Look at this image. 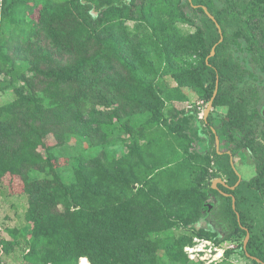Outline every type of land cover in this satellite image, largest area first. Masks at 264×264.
Returning a JSON list of instances; mask_svg holds the SVG:
<instances>
[{"label": "trees", "instance_id": "trees-1", "mask_svg": "<svg viewBox=\"0 0 264 264\" xmlns=\"http://www.w3.org/2000/svg\"><path fill=\"white\" fill-rule=\"evenodd\" d=\"M218 1L181 0L185 10L206 17L199 28L201 45L197 49L203 65L186 71L184 83L201 89L211 100L219 78L214 106L230 103L231 122L249 135L252 125L247 120L258 112L257 92L239 86L245 73L229 58L227 49L245 39L264 70V0ZM41 4L36 19L22 17V12L34 11ZM145 7L146 0H34L33 5L29 0H4L3 19L15 27L12 36L0 39V55L5 61L21 58L27 64L29 92H20L0 125V184L6 176L28 196L26 220L32 235L30 251L24 256L28 264H158L161 254L168 252L175 260L187 262L184 248L192 239L151 238L169 229L175 218L184 219L196 236L215 242L242 238L236 248L227 250L228 255L245 251L264 263V149L259 150L252 139L244 144L254 154L257 171L250 180L230 189L233 196H222V218L227 224L222 238L202 215L210 208L212 196L196 187L179 190L154 185L149 169L141 163L107 155L90 160L79 157L73 166V183L59 172L61 165L52 149L65 129L82 132L83 127H90L110 141L117 130L130 131L128 124L139 108L148 109L149 101H158L152 84L146 82V75L154 71L146 52L131 48L137 67L128 60L129 48L123 43L125 39L132 46L133 40L141 41L140 35L126 33L117 19L125 10L146 18ZM230 28L234 32L229 37ZM215 45L216 53L211 55ZM142 47H151V43ZM115 75H121L120 81H111ZM83 91L96 101L92 106L77 104ZM107 98L116 99L114 107L96 109ZM66 113L70 117L76 113V123H68ZM196 117L192 111L184 114L178 110L165 119L186 134L187 150L193 157L201 145ZM124 118L127 125L115 124ZM38 171L47 175L31 179ZM230 171L235 175L231 166ZM136 183L140 184L137 188ZM236 183L237 176L230 184ZM211 191L219 194L218 189ZM21 231L15 227L13 239H4L9 253ZM248 231L251 236L245 250ZM83 256L90 261L86 257L80 260Z\"/></svg>", "mask_w": 264, "mask_h": 264}, {"label": "rangeland", "instance_id": "rangeland-1", "mask_svg": "<svg viewBox=\"0 0 264 264\" xmlns=\"http://www.w3.org/2000/svg\"><path fill=\"white\" fill-rule=\"evenodd\" d=\"M247 1V0H246ZM4 0H0V39L5 41L14 34L15 23H8L3 19ZM33 5L34 0H29ZM217 3L220 1L217 0ZM181 0H146V18L139 17L132 11H122L118 20L121 21L126 33H138L140 42L133 40L132 46L123 43L128 49V60L139 67V62L133 57L131 48L146 52L149 63L154 66V71L146 75V82L151 83L156 91L157 102L149 101L148 109L137 111L132 117V123L128 124L127 118L116 121L118 126L127 125L130 129L117 130L116 137L107 141L104 136L94 133L92 128L83 127L82 132H77L69 127L63 131L60 140L52 149L59 159V172L68 183H73L76 176L73 173L74 162L79 157L88 160L96 157H104L119 160H131L145 165L150 173L151 183L165 188H177L188 190L190 188L207 189L213 180L218 177L224 178L221 171L216 169L213 162L214 145L211 147L207 157L200 155L191 156L187 150L190 146L188 139L184 138L179 129L169 125L165 119L175 114L178 110L186 112L194 110L199 119L205 115L209 106V100L205 93L192 85L184 83L185 72L190 69L199 68L203 60L197 54L201 45L200 26L206 17L202 13H195L191 9L181 7ZM43 5L41 4L34 11H24L22 17L37 18ZM234 32L230 28L229 37ZM125 33V34H126ZM151 43V47H142L143 43ZM155 43V45H154ZM240 45L229 44L227 55L246 70L243 81L239 83L242 89H254L258 91L256 106L264 110V70L260 66L259 57L253 54L247 47L245 39L240 40ZM153 45V46H152ZM6 51V47H2ZM27 64L17 58L12 61H5L0 55V125L7 115L6 110L16 101L20 92H29L25 71ZM142 75V72H141ZM121 75H115L111 81H120ZM77 104L83 107H90L96 101L86 91L80 93ZM116 99L107 98L96 106V109L105 110L107 107H114ZM142 106H144L142 104ZM141 106V107H142ZM82 107V106H81ZM227 110L226 106H218L211 109L213 115H222ZM65 119L74 124L76 113L71 117L65 114ZM115 126L110 129L114 130ZM264 130V123L260 125ZM207 132V129H206ZM259 136L261 131L258 132ZM236 166L243 176V181L251 179L256 174V163L249 151L241 152L236 156ZM46 172H34L31 179L44 178ZM138 187L139 183H136ZM210 194L212 192H209ZM214 204L213 208L205 210L202 215L208 220L209 227L217 232L220 238L226 235L227 224L222 218L223 198L211 195ZM29 207V199L26 194L20 193L5 176L0 184V264H28L25 261V254L30 251L32 243L31 227L26 220V213ZM173 225L160 233H155L151 238L166 241L167 238L186 239L189 242L196 236L192 230L184 225V219L175 218ZM20 227L21 233L14 238L15 245L13 252L9 253L4 244V239L12 240L14 228ZM212 241V244L203 246L206 249L202 252L205 259H196L184 262L173 258L171 253H163L158 264H260L247 256L244 252H237L228 255L227 250L236 248L243 239L236 241L225 240L215 242L213 239L202 237ZM203 243H206L203 241ZM218 247L216 252L214 249ZM211 250L214 252L211 253ZM184 253L185 248H184ZM222 255H221V254ZM83 256L80 258H84ZM88 258V257H86ZM79 260V261H80ZM89 260V258H88ZM90 261V260H89Z\"/></svg>", "mask_w": 264, "mask_h": 264}, {"label": "flooded vegetation", "instance_id": "flooded-vegetation-1", "mask_svg": "<svg viewBox=\"0 0 264 264\" xmlns=\"http://www.w3.org/2000/svg\"><path fill=\"white\" fill-rule=\"evenodd\" d=\"M242 69L244 70V73H246V70L244 68ZM243 79L240 80L238 84L241 81H243ZM219 83H220V79H219ZM229 84H230V80H229ZM251 90L257 92L256 98L258 99V95H259L258 91L254 89H251ZM256 103H255V107L257 108ZM218 106H226L227 110L222 111L224 112L222 115H217V114L213 115V113H211V109L214 107H218ZM212 108L209 111H207L208 108L206 109L205 115L202 117V119L201 117L199 119L198 114H197V117L195 118L196 126L198 129L197 138L199 142H201V145L197 148V150L199 152L198 155L206 159L208 155L207 153L210 152V150L212 149L211 147L214 145L215 150L213 151V157H214L213 162L216 166V169L223 173L224 178L217 177L215 181L213 180L212 184L209 185L210 187L208 189L206 187V189L204 190L209 196L213 194L221 198L222 196L230 197V196H233V193L230 192V189L234 190L244 180L242 174L240 173V171L238 170L236 166V160H235L236 156L240 154V150L241 152H243V150L244 151L247 150L254 157V154L251 151V149L247 148L244 143H246L247 140L252 139L254 141L255 146H257L259 150L264 149V139L260 137L258 134L260 130L261 135L264 136V130L260 129V125L264 123V110L262 112L261 109L257 108L258 109L257 114L256 112L253 113L254 117L250 120H247L252 125V129H251L252 132L249 135H247L248 133H246L242 128L234 126V123L231 122L230 103L227 105H217V106H214V103H213ZM190 111L196 114L194 110H188L183 113L188 114L190 113ZM250 113L252 112H249V114ZM206 129H207V132H206ZM183 137L188 139L185 133L183 134ZM217 153L219 154L218 156L216 155ZM255 163H256V160H255ZM230 166L233 168L235 175L232 174V172L230 171ZM256 170H257V166H256ZM236 176H237V183L235 185L230 184L235 179ZM215 182L217 185L216 188H215ZM211 188L218 189L219 194H215L214 192H212ZM209 192H212V193L210 194ZM244 228L248 229L247 227H244ZM248 257L252 258L253 260L254 259L258 260V258L251 256L250 254L248 255ZM259 263L264 264L262 260H260Z\"/></svg>", "mask_w": 264, "mask_h": 264}, {"label": "built area", "instance_id": "built-area-1", "mask_svg": "<svg viewBox=\"0 0 264 264\" xmlns=\"http://www.w3.org/2000/svg\"><path fill=\"white\" fill-rule=\"evenodd\" d=\"M203 241H205L206 243H203ZM207 243L212 244V241L211 240L209 241L208 239H204L200 236H195L193 238V241L185 247V252L191 260H196V259L203 260L205 259V257L203 256L202 252L206 249V247L204 248L203 246H207ZM217 249L220 248L216 247L214 251L216 252ZM214 251L211 250V253Z\"/></svg>", "mask_w": 264, "mask_h": 264}, {"label": "water", "instance_id": "water-1", "mask_svg": "<svg viewBox=\"0 0 264 264\" xmlns=\"http://www.w3.org/2000/svg\"><path fill=\"white\" fill-rule=\"evenodd\" d=\"M210 15V17L212 18V19H215L214 18V16L212 15V14H209ZM218 25V27H219V29H220V32H222V30H221V26L219 25V24H217ZM223 40V37H222V39H221V41ZM216 46L217 45H215L214 47H213V50H212V53H211V55H215V53H216ZM220 83H219V79L217 80V85H216V90H215V93H214V96L212 97V99L210 100V102H209V107H208V110L207 111H209L211 108H212V106H213V103H214V100H215V98H216V96H217V94H218V90H219V85ZM138 187V185H135V188H137ZM217 187V185H216V182H215V188ZM210 205V208H212L213 207V203H210L209 204ZM234 208H235V198H234ZM238 218H239V221H240V214H238ZM250 236H251V234H250V232H248L247 233V237H246V240H245V249H247V245H248V242H249V240H250ZM249 255V254H248ZM259 260V259H258ZM260 261V260H259Z\"/></svg>", "mask_w": 264, "mask_h": 264}, {"label": "bare ground", "instance_id": "bare-ground-1", "mask_svg": "<svg viewBox=\"0 0 264 264\" xmlns=\"http://www.w3.org/2000/svg\"><path fill=\"white\" fill-rule=\"evenodd\" d=\"M221 254V253H220ZM222 255V254H221Z\"/></svg>", "mask_w": 264, "mask_h": 264}]
</instances>
